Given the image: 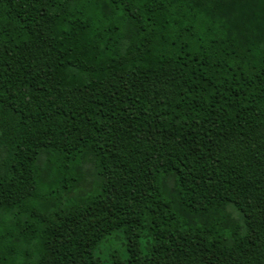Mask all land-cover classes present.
<instances>
[{"label": "trees", "instance_id": "trees-1", "mask_svg": "<svg viewBox=\"0 0 264 264\" xmlns=\"http://www.w3.org/2000/svg\"><path fill=\"white\" fill-rule=\"evenodd\" d=\"M0 264H264V0H0Z\"/></svg>", "mask_w": 264, "mask_h": 264}]
</instances>
